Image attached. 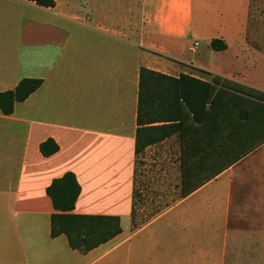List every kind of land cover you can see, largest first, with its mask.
<instances>
[{
    "label": "crops",
    "instance_id": "1",
    "mask_svg": "<svg viewBox=\"0 0 264 264\" xmlns=\"http://www.w3.org/2000/svg\"><path fill=\"white\" fill-rule=\"evenodd\" d=\"M196 2L0 0V92L24 77L43 79L11 114L0 109V264H224L230 215L246 213L234 211L233 199L261 180L264 145L147 221H132L141 67L205 78L203 69L264 89L259 49L240 46L237 67L207 63L191 49L196 39L226 40L220 17ZM232 2L241 9L242 43L248 0ZM229 49L211 57L229 60ZM258 54L256 67L250 58ZM47 138L59 144L51 156L40 152ZM174 166L180 183L178 159ZM68 171L81 185L76 213L121 220L122 232L88 253L71 248L64 234L51 236L46 188Z\"/></svg>",
    "mask_w": 264,
    "mask_h": 264
},
{
    "label": "trees",
    "instance_id": "2",
    "mask_svg": "<svg viewBox=\"0 0 264 264\" xmlns=\"http://www.w3.org/2000/svg\"><path fill=\"white\" fill-rule=\"evenodd\" d=\"M29 1L42 7L56 5V0ZM255 1L249 0L247 32L256 15ZM210 46L222 51L228 48V43L224 38L214 37ZM197 70L207 77L184 72L172 76L145 66L140 69L132 211L134 227L139 225L134 213L139 196L137 164L140 155L150 145L176 136L180 170L177 198L191 195L264 145V89L203 69ZM42 83V78L24 77L13 89L1 91V111L11 114L15 104L26 100ZM58 151L59 144L53 138L40 143L43 156ZM46 192L54 207L51 236L64 234L71 248L88 253L122 232L117 215L75 212L81 185L73 172L68 171L53 179ZM170 204L165 202L163 208Z\"/></svg>",
    "mask_w": 264,
    "mask_h": 264
},
{
    "label": "rangeland",
    "instance_id": "3",
    "mask_svg": "<svg viewBox=\"0 0 264 264\" xmlns=\"http://www.w3.org/2000/svg\"><path fill=\"white\" fill-rule=\"evenodd\" d=\"M232 1L197 0L196 2V7L199 4V6H203V9H208L209 16L220 17L219 24L225 27L224 33L230 45L229 51L225 53L230 57L228 60L218 52L217 57H211V52L213 51L216 54V51L205 39H196L198 41L196 55L200 56L203 61H207V63L212 61L228 65L232 62L237 67L239 61L236 62L234 54L240 46L249 47L250 49L256 48L264 53V0L255 1L253 9L254 12L256 11V15L248 32L246 29L248 13L247 17L244 18L245 33H243L242 43L236 41L240 28L237 20L239 18L240 21L241 9L238 3ZM81 3L82 0H77V4ZM201 20L200 17L195 18V26L200 30L202 27ZM212 20H215V18ZM250 60V62H254L256 67L263 63L259 54L252 55ZM192 71L196 72L195 70ZM201 75L207 77L205 74ZM176 143L177 140L174 142L171 138L162 146L148 148L140 155L137 164L136 183L139 196L134 210L136 221L139 224L152 218L161 209L163 210L165 202L172 203L178 197L179 183L174 177L175 169H177L174 164L178 159ZM242 188L244 196L233 199L232 203L234 211H246V213H233L230 215L229 241L224 264H264V173L256 186L247 182ZM188 248L187 242L185 247L187 254H189Z\"/></svg>",
    "mask_w": 264,
    "mask_h": 264
},
{
    "label": "built area",
    "instance_id": "4",
    "mask_svg": "<svg viewBox=\"0 0 264 264\" xmlns=\"http://www.w3.org/2000/svg\"><path fill=\"white\" fill-rule=\"evenodd\" d=\"M198 45V41H194L191 45V49L195 50Z\"/></svg>",
    "mask_w": 264,
    "mask_h": 264
}]
</instances>
